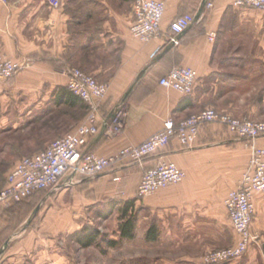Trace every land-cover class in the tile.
Listing matches in <instances>:
<instances>
[{"label":"crops","instance_id":"1","mask_svg":"<svg viewBox=\"0 0 264 264\" xmlns=\"http://www.w3.org/2000/svg\"><path fill=\"white\" fill-rule=\"evenodd\" d=\"M161 1L167 8L161 32L146 42L130 31L134 0H60L58 8L49 0L0 2V57L27 64L16 78L0 83V122H12L15 130L31 133L33 139L25 144L32 152L75 131L89 105L68 93V68L109 86L104 99L96 102L100 133L86 148L105 158L146 142L168 118L178 123L207 108L264 121V13L233 6L234 0ZM189 13L195 23L174 36L172 22ZM211 32L217 36L215 42L209 39ZM179 66L198 73L191 96L160 85L162 77ZM252 67L258 70V79L244 76ZM122 107L126 128L120 136H109L112 118ZM256 144L264 149V138ZM250 156L248 141L234 137L224 126L208 124L192 148L173 140L142 164L118 162L93 180L76 182L72 175L64 183L69 188L55 197L63 201L74 189L105 201H135V238L147 239L148 228L142 225L150 220L148 215L158 227L153 238L161 234L176 239L175 244H183L197 262L205 253L238 242L224 201L239 187ZM161 161L182 168L185 180L136 200L143 174ZM254 203L251 232L259 243L249 248L251 259L258 249L264 253V194H256ZM76 208L73 203L56 205L36 222V209L26 213L23 208L0 207V264H66L64 235L78 231L77 222L68 217ZM227 230L231 236L225 238Z\"/></svg>","mask_w":264,"mask_h":264},{"label":"built area","instance_id":"2","mask_svg":"<svg viewBox=\"0 0 264 264\" xmlns=\"http://www.w3.org/2000/svg\"><path fill=\"white\" fill-rule=\"evenodd\" d=\"M7 4L8 0H0ZM52 7H60V0H49ZM233 6L251 8L264 13V0H234ZM209 9L214 8L208 3ZM134 20L131 34L146 42L159 36L162 20L166 12L164 1L134 0ZM192 14L179 16L172 22L171 32L175 36L185 33L195 22ZM211 42L217 40L215 33L208 34ZM27 67L24 61H13L0 57V83L17 77ZM67 90L75 98L89 105L87 117L77 129L55 140L47 149L32 156L24 157L13 166L0 190V207L12 208L40 192H50L58 188L68 174L73 176H100L113 164L128 161L142 164L158 150L165 148L173 140L180 142L184 148H192L198 140L202 127L208 124L224 126L234 136L248 141L251 151L249 167L243 173L239 187L230 191L224 206L228 212L231 225L238 236V242L227 249L215 250L205 254L201 264H228L242 259L258 238L251 232L256 209V194H264V149L256 141L264 138V122L250 120L246 117H233L226 112L215 109L200 113L176 123L173 118L164 122V128L152 135L146 142L136 147L121 151L116 157L105 158L95 152L86 150L89 140L100 133L99 113L96 102L104 99L109 86L98 82L77 68L66 69ZM198 73L193 68L176 67L162 77L160 85L167 89L191 96L197 83ZM127 112L122 107L116 111L109 125V136H120L126 126ZM186 178V172L173 162L161 161L146 171L137 189L136 198L145 199L173 185H180Z\"/></svg>","mask_w":264,"mask_h":264},{"label":"rangeland","instance_id":"3","mask_svg":"<svg viewBox=\"0 0 264 264\" xmlns=\"http://www.w3.org/2000/svg\"><path fill=\"white\" fill-rule=\"evenodd\" d=\"M258 73V70H255V68L252 67L249 69V71H245L244 76L248 79H258ZM28 139H33V135L31 133L27 134L22 130L20 132L15 130L14 124L12 122H0V190L6 182L9 172L13 166L19 162V160L40 152H32L28 150L30 145L25 144ZM71 176L72 174H68L65 179L62 180L56 190L48 193L43 192L40 195L35 196L29 205L36 209V212H38V216H36V222H38L41 218L40 216L46 214L56 205L63 207L67 203H73V205L76 204V212H71V214L68 213V217H72L73 222H77V232L82 231L83 228L98 229L100 231L101 237L97 241V243L100 245H95L90 248H82L76 243V239L74 237L76 232L73 234L64 235V253L67 259L66 264H201L203 257L207 253L199 257L197 262L191 260V258L186 254L183 244L179 246L178 244H175L176 241H173L176 239L170 237H161V234H155V238L151 239H146V237L143 235L132 240L128 239L120 241L119 225L121 223V214L119 209L123 206V203L118 198H116V202H119L117 207L111 213L109 218L106 219L100 218L97 215L98 211L104 210L107 207L105 200L95 197L92 192H87L84 194L83 191L81 192V190L75 192L74 189H70L65 195L63 201H57L55 196L58 193H61L64 189L69 188L70 185L67 186L64 185V183H67L68 178ZM85 177L87 176H76V182H79L80 179L82 181ZM97 177L99 176L87 178L93 180ZM70 179H72V177ZM50 194L53 196L51 199H48L47 195ZM117 196H120V194ZM137 199L139 198H136V200ZM65 209L69 210V207ZM146 216L150 218V220L146 222L144 221L145 223H143L142 227L144 229L148 228L147 232H149L151 228L157 227V225H155V222L151 223L152 218L150 216ZM229 236H231V233L227 230L225 238ZM104 239H106V241ZM110 240L117 241L118 245L109 246L108 242ZM229 240L231 245L235 243L231 238ZM257 243H259V241H257ZM254 246L256 245L254 244ZM221 249L227 248H219L212 251ZM258 250V255H255L254 258H252L253 260L250 256L252 253L247 252V254L244 255L242 259L228 264H264V253H262L260 249Z\"/></svg>","mask_w":264,"mask_h":264},{"label":"trees","instance_id":"4","mask_svg":"<svg viewBox=\"0 0 264 264\" xmlns=\"http://www.w3.org/2000/svg\"><path fill=\"white\" fill-rule=\"evenodd\" d=\"M68 93L70 94V92L68 91ZM70 96L73 99H77L81 102H83L81 99L79 98H75L72 94H70ZM69 102H72L71 100H69ZM85 103V102H83ZM74 104V102H73ZM6 184V182H5ZM4 184V185H5ZM2 190V189H1ZM43 192H40L37 195H40ZM32 197L26 201L21 202V204H18L14 207H12L13 209H20L23 208V210L26 213L31 212L34 208H32L30 205L31 201L35 198ZM116 199H108L107 201H105L106 204V208L104 210L98 211L97 215L100 218H109V216L111 215V213L114 211V209L117 207L118 203L116 202ZM134 206H135V201H129V202H125L123 204V206L119 209V212L121 214V223L119 225V240L123 241L124 239H134L135 238V232H136V227H137V222H138V216L137 214L134 212ZM154 227L151 228L148 232L147 238L151 239L152 237V231H153ZM74 237L76 239V243L80 245V247L82 248H90L93 247L95 245L99 246L100 244L97 243V241L99 240V238L101 237V233L98 229H90V228H83L82 231L80 232H76L74 234ZM106 241V239H104ZM109 246H116L118 245L117 241L114 240H110L109 242Z\"/></svg>","mask_w":264,"mask_h":264},{"label":"water","instance_id":"5","mask_svg":"<svg viewBox=\"0 0 264 264\" xmlns=\"http://www.w3.org/2000/svg\"><path fill=\"white\" fill-rule=\"evenodd\" d=\"M263 251H264V247H263Z\"/></svg>","mask_w":264,"mask_h":264}]
</instances>
